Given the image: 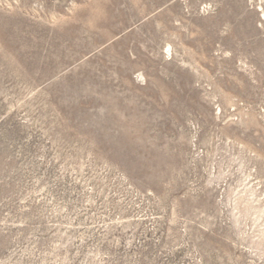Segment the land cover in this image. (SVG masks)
Instances as JSON below:
<instances>
[{"label": "rangeland", "instance_id": "1", "mask_svg": "<svg viewBox=\"0 0 264 264\" xmlns=\"http://www.w3.org/2000/svg\"><path fill=\"white\" fill-rule=\"evenodd\" d=\"M0 264H264V0H0Z\"/></svg>", "mask_w": 264, "mask_h": 264}]
</instances>
